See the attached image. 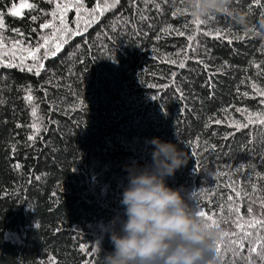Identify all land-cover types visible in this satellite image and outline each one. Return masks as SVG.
<instances>
[{"label":"trees","instance_id":"16d2710c","mask_svg":"<svg viewBox=\"0 0 264 264\" xmlns=\"http://www.w3.org/2000/svg\"><path fill=\"white\" fill-rule=\"evenodd\" d=\"M183 2L99 0L108 11L39 75L30 60H0V264H103L129 170L151 162L152 137L188 157L166 183L224 229L218 264H264L250 251H264V229L237 235L238 217L264 218V0H232L244 24L218 14L197 25ZM54 10L50 0H0V52L42 43ZM67 15L75 28V10ZM33 123L41 130L29 141Z\"/></svg>","mask_w":264,"mask_h":264},{"label":"clouds","instance_id":"9594fccd","mask_svg":"<svg viewBox=\"0 0 264 264\" xmlns=\"http://www.w3.org/2000/svg\"><path fill=\"white\" fill-rule=\"evenodd\" d=\"M231 5L232 0L183 2L194 18L230 14L246 23L247 13ZM149 143L151 162L129 170L120 200L124 216L109 222L113 247L103 255V264H218L216 248L224 229L198 216L181 189L166 183L188 157L171 141L152 137Z\"/></svg>","mask_w":264,"mask_h":264},{"label":"snow or ice","instance_id":"6c2138e0","mask_svg":"<svg viewBox=\"0 0 264 264\" xmlns=\"http://www.w3.org/2000/svg\"><path fill=\"white\" fill-rule=\"evenodd\" d=\"M50 2H55V10L50 13L52 16V20L49 22H46L44 24L40 25L41 29H51V33L48 35H43L40 37L41 42H37L35 46H33L30 42H23L20 40H14L12 41L11 48L9 50L0 52V60H6V58L11 55L13 60L19 59V65L15 63H8L6 66L9 67H17V66H24L27 61H32L33 64L31 67L27 68V71L32 72L35 71L37 75L40 74L41 70L44 69V61L49 59L50 57H55L62 51L64 46L69 42V39L75 36H81L85 32H87L88 28L95 23L99 16H102L104 12L108 11V7H102L99 3V0H97L95 7L92 9L84 7V0H50ZM119 0H117V3ZM242 2V0H241ZM137 3H139V0H137ZM21 7L23 8H33L34 5L31 3L22 4ZM15 8V5L13 6ZM75 10V18L72 20V24L75 25V28L69 26L68 21V13L71 10ZM10 14L13 16H19L21 13L19 11L12 10L10 11ZM98 14V15H97ZM251 14V9H250ZM3 14L0 13V28H3ZM35 19V17H33ZM58 20V24H57ZM197 25L206 23V21H202L200 18H196L194 21ZM17 31L18 30H14ZM183 35V33H180ZM22 35V33H21ZM189 40H192V37H188ZM4 48V41L2 38H0V49ZM43 50V55H41V51ZM179 55V54H177ZM173 63H176V61H172ZM178 66L180 68H183L185 65L183 62H179ZM175 73H173V76ZM255 87V85H254ZM26 95L25 99L31 102L33 100V97L30 94ZM261 95H264V91H260ZM244 95H248L245 93ZM264 103V101H262ZM238 112H243L245 110L243 109H237ZM37 114V109L35 107L32 108V115L35 117ZM216 123H220V121H215ZM249 123H251V120H249ZM261 123H264V120L261 121ZM248 123L244 124H238V127H248ZM30 127L34 130L33 134L28 137L29 141H33L36 139V133L40 132V127L37 125V123H33L30 125ZM19 167V165H17ZM232 192L235 193L237 197L241 196V192L238 191L234 186L232 187ZM252 190L255 192L257 190V186L255 184L252 185ZM246 195V194H245ZM228 202L231 205L233 202V196L230 195L228 198ZM255 203V201H253ZM260 206L262 209H264V197L260 199ZM228 211L231 213L233 211L239 212V209L235 208L234 206L229 207ZM253 209L249 208V213H252ZM196 214L203 218L205 221H210L211 224L215 225L217 224L215 220H212L210 216H208L204 211H197ZM237 227L240 229V232L237 233L238 236H240L241 241L248 240L251 241L252 233L245 231V228H250L254 230H261L264 229V218L257 219L255 217L244 220L242 216L237 218ZM239 221H243V223H240ZM257 239H261V237L257 236ZM236 243V241H234ZM239 247L243 249L244 245L242 242H239ZM260 248L264 250V244L260 245ZM252 253H256L260 256L261 260H264V251H257V248L252 247L250 249ZM220 248L217 246L216 248V256H219Z\"/></svg>","mask_w":264,"mask_h":264}]
</instances>
